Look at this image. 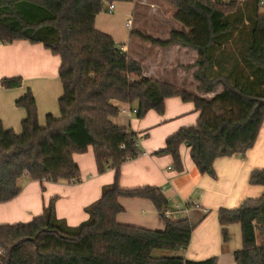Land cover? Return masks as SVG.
I'll list each match as a JSON object with an SVG mask.
<instances>
[{
    "label": "trees",
    "instance_id": "obj_1",
    "mask_svg": "<svg viewBox=\"0 0 264 264\" xmlns=\"http://www.w3.org/2000/svg\"><path fill=\"white\" fill-rule=\"evenodd\" d=\"M134 1L0 0V42L41 43L58 55L63 89L59 115L48 113L44 125L38 122L30 89L15 102L26 112L21 131L5 128L0 120V203L20 193L23 177L41 183L80 182L72 155L89 146L98 173L115 171L113 182L85 207L88 219L78 225H67L56 216L55 197L30 221L0 224V264H23L25 252L31 264H218L215 257L195 261L154 253L185 249L196 224L186 217L166 216L169 201L159 187L119 185L121 166L143 151L137 133L112 122L120 111L113 101H136L139 118L151 109L163 113L168 97L193 102L199 111L196 123L169 135L153 154L171 155V167L180 172L179 147L185 144L196 169L213 175L217 157L244 153L255 144L264 120V2L167 0L180 24L167 39L131 30V36L152 44L196 50L193 77L200 95L144 75L138 60L95 28V17L108 12L106 2ZM20 81L3 78L1 84L11 88ZM209 93L213 96H204ZM249 182L264 187V168L253 170ZM120 197L150 199L164 228L119 223ZM218 222L224 242L229 239L228 225H240L242 246L234 253L233 264H264V240L256 241L257 231L264 230V191L237 208H220Z\"/></svg>",
    "mask_w": 264,
    "mask_h": 264
},
{
    "label": "crops",
    "instance_id": "obj_2",
    "mask_svg": "<svg viewBox=\"0 0 264 264\" xmlns=\"http://www.w3.org/2000/svg\"><path fill=\"white\" fill-rule=\"evenodd\" d=\"M138 2L139 0L115 2L112 12L103 11L95 17V28L111 35L126 52L135 36H131L133 24L128 29L125 22L131 17L133 20ZM174 12L175 9L171 17L173 22H177ZM161 22L166 21L160 17L158 23ZM129 55L140 61L135 51H131ZM157 63L153 62L152 68L148 70L141 62L144 75H154L156 80H164L168 70ZM59 65V56L52 54L41 43H30L27 40H14L9 44L0 42V120L5 128H12L17 133L21 131V122L26 112L15 102L28 89L36 102L39 124L44 125L48 113L59 115L58 99L63 91L58 76ZM193 68L192 76L197 67L194 65ZM10 77H20V84L11 88L2 86L1 80ZM204 96L211 97L213 93ZM113 103L120 111L111 118L112 122L118 126L129 127L137 133L138 147L143 151L141 155L121 166L119 185L122 188L159 187L169 201L168 210L171 212L176 205L183 207L188 203L187 213L178 215H184L196 226L182 257L195 261L215 257L218 264H233L234 253L242 246L241 237L237 235L239 229L235 226L237 223L228 225L229 239L224 242L218 222V210L237 208L245 200L262 195L264 187L250 183L249 178L253 170L264 168V120L255 144L244 153L217 157L213 162V175L200 173L191 160L189 148L181 144L179 152L183 170L178 172L171 167V155L156 156L153 152L164 147L169 135L196 123L199 111L195 109L194 103L179 96L168 97L164 102L163 113L151 109L141 118L130 111L137 110L136 101L123 103L114 100ZM72 158L79 167L80 182L41 183L23 177L20 193L11 200L0 203V224L30 221L42 213L43 207L53 197L55 214L67 225L75 226L88 219L85 207L100 197L104 185L113 182L115 171L108 169L103 173L97 172L91 146L83 153H73ZM119 203L123 207V211L116 216L119 223L153 230L164 228V221L150 199L120 197ZM171 217L178 218L174 215ZM231 231L235 235L234 243ZM262 240L264 238L257 231V243L260 244Z\"/></svg>",
    "mask_w": 264,
    "mask_h": 264
},
{
    "label": "rangeland",
    "instance_id": "obj_3",
    "mask_svg": "<svg viewBox=\"0 0 264 264\" xmlns=\"http://www.w3.org/2000/svg\"><path fill=\"white\" fill-rule=\"evenodd\" d=\"M174 9L175 7L170 4L167 0H139L134 10L133 20L132 17L130 18L131 24H133L132 30L138 31L143 35L151 36L153 38H168L170 30L174 28H180L179 22H173V19L171 17ZM160 17L162 19H165L166 22L158 23ZM134 36L135 38H133V41L127 51L128 55L129 53H131V51L132 53L133 51H135L140 61L143 63V66L148 70L152 68L153 62L155 64L159 62L161 67H165L168 70V72L166 73V78L164 80L160 79V81L168 82L170 84L175 85L177 88L190 93L200 94L196 90L197 82L192 76V71L194 69V61L197 58V52L194 49L184 47L182 45H169L166 47H162L157 44H152L151 42L144 40L139 36ZM150 77L155 79L154 75ZM168 80H171L173 82H170ZM263 133L264 124L262 126V135H264ZM21 182L22 179L20 183ZM176 217L180 218L184 217V215L177 214ZM235 226L239 229L237 235L240 238V225L235 224ZM258 233L263 239L264 230L260 229L258 230ZM231 235L234 243L235 235L232 234V231ZM26 246L29 247L28 244H26ZM183 250L184 249H181L179 251L155 250L154 253L156 255L182 256ZM24 251L25 250H23L22 252ZM23 264H31L29 262L28 255L26 254V252L23 253Z\"/></svg>",
    "mask_w": 264,
    "mask_h": 264
},
{
    "label": "built area",
    "instance_id": "obj_4",
    "mask_svg": "<svg viewBox=\"0 0 264 264\" xmlns=\"http://www.w3.org/2000/svg\"><path fill=\"white\" fill-rule=\"evenodd\" d=\"M114 7H115V3L113 2H106V8H107V11L108 12H112L114 10ZM125 26L126 28L128 29H131L132 28V24H131V21L130 19H128L126 22H125ZM124 112L126 111L125 109L123 110ZM130 111H133L135 113H137V110L134 109V110H130ZM138 143V142H137ZM188 203H185L183 207H180V205H176L175 209L173 212L169 211L168 209L165 211V215L168 216V217H171L172 215H174L175 217L177 216V214L179 213H182V214H186L187 211H188Z\"/></svg>",
    "mask_w": 264,
    "mask_h": 264
}]
</instances>
